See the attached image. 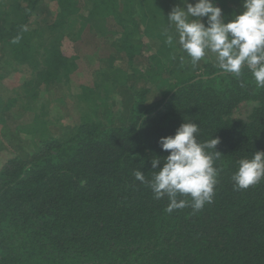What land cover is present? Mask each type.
Segmentation results:
<instances>
[{
    "label": "trees",
    "instance_id": "obj_1",
    "mask_svg": "<svg viewBox=\"0 0 264 264\" xmlns=\"http://www.w3.org/2000/svg\"><path fill=\"white\" fill-rule=\"evenodd\" d=\"M51 1L57 12L46 0H0V67L32 70L21 95L0 100V126L16 123L15 107L34 115L30 126L16 127L31 136L33 149L0 169V264H264V181L235 191L231 180L240 159L264 151V88L247 69L239 77L224 73L209 53L169 71L160 92L139 89L135 77L156 85L173 56L191 60L178 43L165 42V30L175 31L167 16L180 0H85L83 8L80 0ZM241 2L215 0L226 22ZM115 24L122 30L117 35ZM98 25L100 39L114 36L123 60L119 66L116 58L101 59L96 74L105 97L94 100L82 87L77 97L88 113L73 131L56 135L47 120L52 105L41 104L40 91L53 95L70 81L85 59L79 41ZM67 38L74 44L69 54L62 49ZM151 40L161 46L146 57ZM120 92L130 103L115 113L106 101ZM246 103L251 114L236 118ZM185 120L200 127L201 142L220 140L215 166L221 171L211 204L195 214L191 207L169 214L167 199L155 200L133 172L151 179L159 170L152 158L169 154L160 138L174 136Z\"/></svg>",
    "mask_w": 264,
    "mask_h": 264
},
{
    "label": "clouds",
    "instance_id": "obj_2",
    "mask_svg": "<svg viewBox=\"0 0 264 264\" xmlns=\"http://www.w3.org/2000/svg\"><path fill=\"white\" fill-rule=\"evenodd\" d=\"M183 5V6H180ZM167 16L166 44L180 45L181 50L198 64L208 53L215 55L216 64L224 73L239 77L247 69L256 86L264 88V0H242L243 11L226 22L215 0H180ZM200 127L195 122L180 125L174 136L161 137L159 145L169 154L151 160V179L140 170L133 176L146 185L155 200L167 199L165 211L191 207L193 214L211 204L221 169L215 161L222 156L217 151L218 138L201 142ZM162 165V167H160ZM235 191L247 190L264 181V151L250 159L238 161L231 176Z\"/></svg>",
    "mask_w": 264,
    "mask_h": 264
},
{
    "label": "rangeland",
    "instance_id": "obj_3",
    "mask_svg": "<svg viewBox=\"0 0 264 264\" xmlns=\"http://www.w3.org/2000/svg\"><path fill=\"white\" fill-rule=\"evenodd\" d=\"M177 1V0H176ZM190 3H194V0H189ZM46 4L50 7L54 12H57L58 5L56 2L51 0H46ZM85 6V0H80V7L83 8ZM183 6V5H180ZM44 11V9L42 8ZM243 11L242 2L235 6V15L240 14ZM39 18L45 13L39 11ZM102 26V24H100ZM95 29L94 32L87 31L84 34L82 40L78 43V50L81 53H84L85 59H83V63L79 62L80 68L77 72H75L72 76L70 81L67 84H60L57 86H61L54 92L55 94L51 95V93H46L44 90L40 91L39 101L42 103L45 102V105L48 103L51 104V112L48 113L47 120L49 122V128L51 129L52 133L56 135H64L69 131H73L75 127L82 121L85 115L88 113L90 107H86V104L82 103L80 99H78L77 95L82 93V87L86 86L90 88L92 91V99L95 100V97L98 98L99 95H102L103 98L105 95L102 93V81L100 74H96L98 69L103 66V60L106 57L116 58V65H121V61L123 60L122 53H118L117 50V41L115 40L113 35L110 39L104 40L100 39L98 33H101V27ZM114 28L112 29V33L117 35L122 30L121 28L115 24L113 25ZM90 29V28H88ZM142 30V29H141ZM143 31V30H142ZM103 32V31H102ZM134 46L139 45L138 39L133 38L131 41ZM160 45L157 42L151 40L148 41L145 49L146 57H151L158 51ZM74 44L68 38L64 40L62 49L64 51L67 50L68 54L73 49ZM73 47V48H72ZM209 56V53L206 57ZM174 57V56H173ZM172 60L168 63L166 68V73L164 75V80L158 82L156 85L148 84L145 79L135 77L132 79L134 83L140 88L143 87H150L153 93L160 92L167 79L169 78L170 72L178 67H185L190 65V61H186L183 58H180L176 62ZM140 57H135L134 60ZM141 61H144L140 59ZM179 61V62H178ZM147 65V64H144ZM127 66V65H126ZM135 68L128 69L127 72L130 75H135L133 72ZM32 70L27 65H20L17 66L16 64H11L8 67H0V100H7L10 99L14 94L18 93L21 95L24 92L25 84L31 79ZM101 85V87H99ZM65 86L66 88H64ZM56 87V86H55ZM53 87V88H55ZM44 89V86L41 87ZM69 91V92H68ZM129 95L128 93H113L106 103L110 110L114 111L115 113L125 112L124 103L127 105L129 104ZM129 102V103H128ZM104 102H101L103 104ZM39 105L41 107L42 105ZM100 104V105H101ZM111 107H110V106ZM253 105L252 104H243L235 114L236 118L239 119H247L252 112ZM11 114V115H10ZM8 114L13 118L14 121L17 123H13V120L9 122L7 125L0 126V169L6 163L7 158L13 156H26L32 149H33V142L31 140V136H27V134H22L21 131L17 130V126H20V123L23 126L28 125L33 122L34 115L32 113H28L21 108L15 107L12 111ZM90 114V112H89ZM12 124V126H10ZM70 127V128H69ZM61 135V136H62Z\"/></svg>",
    "mask_w": 264,
    "mask_h": 264
}]
</instances>
